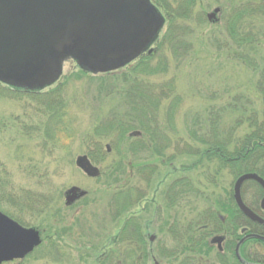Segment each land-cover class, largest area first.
<instances>
[{"label":"rangeland","instance_id":"rangeland-1","mask_svg":"<svg viewBox=\"0 0 264 264\" xmlns=\"http://www.w3.org/2000/svg\"><path fill=\"white\" fill-rule=\"evenodd\" d=\"M152 1L166 24L145 73L135 71L142 58L96 74L68 59L59 81L43 93L60 97L64 109L57 117L43 105L52 99L0 93V187L6 195L0 198V211L39 230L43 238L31 255L12 264H140L142 252L148 253V264H221L220 255L230 257L215 247L176 258L163 254L178 252L173 229L197 232L201 219L233 194L237 178L231 170L201 163L200 155L208 150L204 143L217 131L221 140H232L226 149L234 152L264 126V15L245 11L247 4L256 8L258 0H194L191 12L185 9L188 19L172 20L171 13L184 0ZM216 9L220 13L210 22L208 15ZM234 14L238 19L231 21ZM237 28L254 42L238 44L232 36ZM148 118L149 133L143 125L148 127ZM109 120L114 132L119 124L127 129L126 141L115 149L114 135L102 134ZM138 140L146 143L145 150L129 151ZM97 142L107 151L100 163L88 156ZM248 147L254 149V144ZM82 156L100 170L99 177H88L77 166ZM120 163L125 169H117ZM144 167L149 168L148 183L138 176ZM73 187L86 194L67 206L66 193ZM130 187L140 190L142 200L113 216L111 204ZM248 191L258 201L262 198L259 187ZM11 195L32 197L38 202L35 212L29 215L16 200L19 207L8 204ZM48 200L49 210L40 209ZM131 217L139 219L144 244L130 237L121 241ZM246 248L258 260L264 255L260 243Z\"/></svg>","mask_w":264,"mask_h":264},{"label":"water","instance_id":"water-1","mask_svg":"<svg viewBox=\"0 0 264 264\" xmlns=\"http://www.w3.org/2000/svg\"><path fill=\"white\" fill-rule=\"evenodd\" d=\"M67 2L70 17L66 22L53 16L57 10H49L43 13V22L39 24L43 27L36 28L24 0H0L1 82L15 88L42 90L58 80L60 59L65 56L73 57L84 70L95 74L121 69L155 41L165 23L150 0ZM219 11L216 9L208 19L212 21ZM76 164L88 177L100 176V170L88 157H79ZM247 181L257 182L264 190L262 178L245 174L235 185L236 203L248 219L262 224L263 220L242 200L241 187ZM85 194L77 187L71 188L66 193V205L74 204ZM250 238L261 237L249 235L242 242ZM220 241L216 238L213 243ZM41 243L38 230L25 228L0 211V264L24 259ZM239 248L240 245L237 252Z\"/></svg>","mask_w":264,"mask_h":264},{"label":"trees","instance_id":"trees-1","mask_svg":"<svg viewBox=\"0 0 264 264\" xmlns=\"http://www.w3.org/2000/svg\"><path fill=\"white\" fill-rule=\"evenodd\" d=\"M194 0H184L183 3H180L179 6H177L175 9V14L170 15V19L173 20V18L175 17H181L184 19H188L189 17L187 16V11H185V9H187L188 11L191 12V7L193 5ZM188 5H190V7H188ZM187 17L182 16V14H184ZM173 22L175 21H171V24H174ZM239 35V34H238ZM243 41V40H241ZM153 57L152 56H145L142 57V59L139 62V66H137V68L135 69V71H138L139 68L141 71H143L145 73V71H147L148 68L147 66L151 63V61H153ZM146 66V67H145ZM80 77V75H79ZM60 91V90H58ZM0 93L3 94H9V95H20V96H27L29 98H31L32 100H39V99H44V100H48V99H52L51 102H43V105L45 106V110L47 109V113L50 114V116H54L57 117L60 113V111L62 109H64L62 101L60 100V97L55 94V92L51 93L50 95L48 94H30V93H19V92H14L8 88L3 87L2 85L0 86ZM153 100H155V98H152V105H156L157 101L153 102ZM150 101V102H151ZM48 107V108H47ZM151 118H148V127L147 125L143 124L145 129H148V133L150 131V127H149V123H150ZM144 120H142V123ZM114 122L112 120H109L108 123H106L103 126V130H102V134L105 135H114L113 138L115 141L112 142L113 148H118V145H122V143H124L126 140H124L125 137V132L127 131L125 125L123 124H119V130L117 132H114ZM217 130V129H216ZM97 131V130H96ZM258 131H260V133L262 132V136L260 135V137H257V135H250V137L247 138V140H260V144L259 143H253L254 144V149L252 151H250L248 153V156L246 157V160L243 161L242 157H241V146L238 145L239 147L236 148L234 150V152H232V154H228V150L226 149V141L225 140H221L218 136V132L215 131L213 137H209L210 142L204 143L206 145H208V150H206L203 154H201V163H203L205 160L209 161V163H215V164H219L220 165V169H225L228 168L229 165V158H233L232 161V170H233V174L234 176H236V178L240 177L243 174L246 173H256L258 174L260 177H262L264 179V152L261 153L260 149L264 150V146H260V145H264V126L260 129H258ZM154 132V130H153ZM210 136V135H209ZM152 137V136H151ZM154 137V135H153ZM152 137V138H153ZM156 141V140H154ZM131 146V145H130ZM136 147H138V149L143 152L145 150L146 147V143H144L142 140H138L133 149H131L132 147H130L129 151L132 152H136L135 149ZM149 148V146H148ZM159 152L160 148L157 147L156 148ZM92 154H88L89 158L93 161V162H103L104 161V154L107 153V151H105L104 146L101 142H97L95 144V148L92 151ZM106 152V153H105ZM161 152V151H160ZM191 152V151H190ZM260 156L261 159L260 160ZM217 164V165H218ZM263 164V166H262ZM125 169L124 164L120 163V167L117 169L121 170V168ZM148 167H144V168H140L138 169V176L141 178V180L143 179L145 181V183L149 182L148 180ZM142 176V177H141ZM147 185V184H146ZM249 187H259L258 184H256L255 182H248L246 184ZM259 189L261 190V194H262V189L259 187ZM140 190L137 188H131L127 189L123 192H121L120 194H118V197L116 196L115 202H113L111 204L110 210H111V214L113 216H117L118 214H122L123 211L125 209H127V211H129L130 209H132L133 207H135V205L137 203H139L140 200ZM137 195V199L136 196ZM5 193L2 190V187H0V198H2V200L5 197ZM13 198L9 197L7 199L10 200V202H7L8 204H12V206H17L19 207L14 200L21 202V205L25 207L26 210H29V215H32L35 211V203L36 201H34L32 199V197L30 198H24L23 200H19L18 197H14V195H11ZM257 198L258 201V195L255 196ZM262 197V195H261ZM231 203H234V199L231 195L230 200ZM47 202V201H46ZM43 202L41 204V207L39 206L40 209H47L49 210V200L48 203ZM1 203V202H0ZM38 203V202H36ZM121 203H123V205H121ZM257 207H256V206ZM247 206L252 209L254 212L258 213L262 218H264V210L261 209L259 201L257 203L255 202H250L247 203ZM44 207V208H43ZM220 209H216V211H212L209 214L208 219L204 220V218L201 219V227L200 229L193 233V231L195 230H185L182 233L179 232V230H175L173 229V232L175 234V239L178 243V252H172L170 250H167L163 255H168L169 257H174L176 258L179 254L181 253H203L204 249L210 250L211 247L209 245V243L206 241L207 239L213 237L214 235H218L220 233H222L224 230L229 231L230 232V236H231V240L229 241L228 246L226 247V252L231 253L233 259L235 260V254H234V250L236 247V244L238 242V240L242 237V235L240 234V228L242 226H245L248 228V233L249 234H257V235H261L264 236V226L259 225V224H255L253 222H251L250 220L245 219V224L246 225H241L240 222H237V220L235 219V215L231 216V219H227L226 224H223L220 219L218 218V213H224V211H226L225 207L219 206ZM22 211V210H21ZM126 211V212H127ZM230 212V211H229ZM43 213V212H42ZM238 214L241 216V214L238 212ZM232 215V214H231ZM243 218V216H241ZM18 219V218H17ZM22 225H24V223L22 221H19ZM228 222V223H227ZM139 219L138 218H130V222H128V225L123 229L122 233H121V241L125 242V238L130 237V240H136L137 243L142 242L144 244V237L142 234V230H141V226L139 224ZM174 225V224H173ZM191 225V224H190ZM130 226H134L131 229H129ZM175 227V226H174ZM191 226H189L190 228ZM253 243H262L261 240H255V239H249L245 245H250ZM244 248V247H243ZM251 251V250H250ZM143 255L142 257V261L140 262V264H148V253L147 252H142L141 253ZM141 255V256H142ZM250 255H253V253H249V259L248 262L251 263H258V256H254L251 257ZM257 258V259H256ZM135 264V263H133ZM156 264V262H155ZM221 264H227L226 261H223V259L221 260ZM234 264V263H232Z\"/></svg>","mask_w":264,"mask_h":264},{"label":"flooded vegetation","instance_id":"flooded-vegetation-1","mask_svg":"<svg viewBox=\"0 0 264 264\" xmlns=\"http://www.w3.org/2000/svg\"><path fill=\"white\" fill-rule=\"evenodd\" d=\"M68 0H24L25 4H26V8L27 10L29 11V14L31 16V24L34 26V27H40V23L43 22V19H44V16L45 14L43 13H49L47 11L49 10H52V11H55L57 10V13L54 12V17H56V19L60 20L61 22H66L67 19H69L70 15H69V6H70V2H67ZM263 0H258L256 2V8H254V5L251 4L250 6L247 4L245 5L246 8H245V11L246 12H250L248 14H251L252 12H256V14H260V15H264V6H263V3L262 2ZM152 4H153V1L151 0ZM262 2V3H260ZM156 5V4H154ZM241 8L243 6H240ZM249 9V11H247ZM247 14V13H246ZM210 15V14H209ZM208 15V16H209ZM238 14H234V16L231 17V21L233 20H236L238 19ZM251 17L253 15H250ZM246 16H243V19L245 18ZM255 17V16H253ZM258 17V16H256ZM242 18V17H241ZM209 20V19H208ZM216 22V21H215ZM43 26H41L40 28H42ZM249 27V26H248ZM248 27H240V28H247ZM250 28V27H249ZM236 28L234 27L232 30H235ZM242 29H239L237 28L236 30V33L234 31H232V36L233 34H236L234 35L235 37V40L238 41V44H241V45H246V47L248 46L249 42H254L252 40V36H249L248 35H243L242 33L240 34V31H242ZM239 34V35H238ZM243 40V41H241ZM259 41V40H258ZM252 45V44H251ZM254 45V44H253ZM149 47H147L141 55L139 56H145V55H148V52L150 53V50H148ZM68 59H71V60H74L76 62V64L78 65V67H80L81 69H83L79 62L77 60H75L73 57H68V56H65V57H62L60 59V67H61V74H62V68H63V62H65L66 60ZM83 71L85 72H89V71H86L83 69ZM91 73V72H90ZM60 74V76H61ZM95 74V73H94ZM59 76V78H60ZM0 84H2V86L4 85V87L14 91V92H19V93H30V94H42L44 93L45 91H47L48 89H50V87L52 86H49V87H46L42 90H27V89H23V88H15V87H12L8 84H5L3 82L0 81ZM264 123V122H263ZM259 127L257 128V131H254V133L252 132L251 135H257V137H260V135L262 136V132L260 133V131H258ZM226 141V144L228 145V143H232L231 141L232 140H225ZM260 140H247V138H245V140H242V142L239 144L241 146V157H242V160L245 161L246 160V157L248 156V153L250 151H252L253 149L252 148H249L248 147V144H253V143H259ZM260 146H264V145H260ZM228 154H232V152H229L228 151ZM261 156H260V160H261ZM263 160V159H262ZM232 161H233V158H229L228 162H229V165H228V169L231 170V172L233 173V170L231 168L232 166ZM263 166V164H262ZM246 174H256V173H246ZM245 175V174H243ZM241 175V176H243ZM258 175V174H256ZM240 176V177H241ZM259 176V175H258ZM238 177L235 181V184L233 186V194H232V197L234 199V203H231L230 201H224V202H218L222 207H225L226 211H224V213H226L227 216H229V219H231L232 221V218H231V214L235 215L234 217L236 218L237 222H240L241 225H246L245 224V219L247 220H250L248 219L243 213L242 211L239 209L237 203H236V200H235V185H236V182L237 180L240 178ZM260 177V176H259ZM262 178V177H260ZM263 179V178H262ZM264 180V179H263ZM248 182H255V181H247L245 182L242 187H241V197H242V200L244 202V204L247 206V203H249V201L251 202H255L257 203L258 201L256 200L257 198L255 197V193L253 192H249L248 189H250L251 187L247 186L246 184ZM256 184H258L257 182H255ZM259 185V184H258ZM259 187L262 189V198L260 199L259 201V204H260V207L262 210H264V207H262V200L264 198V190L263 188L259 185ZM249 197L250 200H247V198ZM219 205V206H220ZM234 205V206H233ZM235 208V209H234ZM230 211V212H229ZM238 212L241 214V216H243V218L238 214ZM256 213V212H255ZM256 215H258L262 220H263V223L260 224V223H256V222H253L255 224H259V225H262L264 226V218H262L258 213H256ZM227 216H223L221 215L220 213H218V218L220 219V221L223 223V224H226V221H227ZM17 221V220H16ZM18 222V221H17ZM19 223V222H18ZM228 223V222H227ZM240 234L242 235V237L238 240L237 244H236V247H235V250H234V254H235V264H250L248 262V259H249V251L247 250V245L246 242L248 241L245 240L244 242H242V240L244 238H246L248 235H250L248 233V228L245 227V226H242L240 228ZM42 235V233H41ZM252 235H256V236H260L261 238L260 239H257V240H261L262 243H260L263 247H264V236H261V235H257V234H252ZM216 238H221V241L220 243H213V240L216 239ZM42 239V244H43V238L41 237ZM231 240V236H230V232L229 231H226L224 230L222 233L218 234V235H214L210 241H209V245L211 248L215 247L217 249L218 252H220L221 254L222 253H225L226 252V247L228 246L229 244V241ZM242 242V243H241ZM41 244V245H42ZM240 245V248L237 252V249H238V246ZM244 247V248H243ZM251 253V251H250ZM263 253V252H262ZM261 253V254H262ZM230 254V257L226 258L222 255H220L223 259V261H226L227 264H231V261L230 259L232 260V254ZM260 254V253H259ZM261 258H259V262L258 263H251V264H264V255L262 254ZM16 261H13L12 263H15ZM12 263H8V264H12Z\"/></svg>","mask_w":264,"mask_h":264}]
</instances>
